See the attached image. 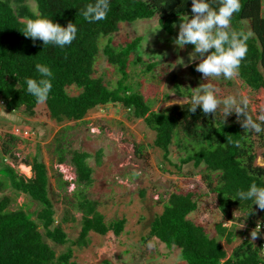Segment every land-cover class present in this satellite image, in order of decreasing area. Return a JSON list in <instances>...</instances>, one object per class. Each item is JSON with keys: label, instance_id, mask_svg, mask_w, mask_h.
<instances>
[{"label": "trees", "instance_id": "trees-1", "mask_svg": "<svg viewBox=\"0 0 264 264\" xmlns=\"http://www.w3.org/2000/svg\"><path fill=\"white\" fill-rule=\"evenodd\" d=\"M34 1L37 5L36 14L30 8L16 10L9 1L0 0L2 108L8 113L23 112L26 116L36 114L37 107L42 104H37L35 98L26 91L25 83L26 77H37L36 63L47 64L53 72V87L43 105L50 117L58 123L79 122L100 106L120 104L155 132L152 147L160 152L164 170L171 166L180 174L182 165L192 163L195 168L204 165L207 171L206 191L202 193L199 188L173 191L161 213L154 215L151 220L149 235L144 241L156 238L169 250L179 249L186 264H264V239L261 233L256 241L243 239V235L240 243H234L238 240V225L246 226L245 230L248 231L254 230L259 222H264V210L259 209L261 218L258 221L255 214L257 205L252 201L232 199L237 190H247L253 182L264 186V166L257 164L258 154L252 141L257 138L263 150L264 133L246 132L238 117L231 121L221 120L219 111L205 115L197 108L192 113L188 110L191 102L175 106L173 113L152 111L144 96L133 91L128 84V65L131 56L140 47L141 37L126 41L118 49L108 45L103 50L108 63L121 74L116 87L96 76L95 64L102 37L117 33L121 23L154 17L158 18L160 28L173 36L176 26L182 23L181 18H192V0H110L107 18L91 23L83 18L81 10L94 0ZM262 6V0H241V9L234 13L231 27L252 33L247 42V55L241 62L237 76L250 93L252 118L264 128V121L258 119L264 115ZM38 16H46L62 26H67L69 22L75 23L78 28L77 38L63 49L54 45L45 46L39 39L34 42L26 38L21 31L26 24L22 19H35ZM133 62L136 65L142 63V60L137 58ZM155 67L156 64L152 63L147 71ZM74 89L77 93L71 95ZM177 91L178 95L181 94L179 88ZM188 95L191 99V94ZM178 131H182L196 145L194 153L188 152L187 147L184 149L188 154L179 165L170 159V147L176 143V139L179 145ZM16 139L15 135H10L9 142L4 144L1 151L0 264H76L73 262L75 252L88 247L92 233L104 237L112 232L119 237L124 232L125 219L108 223L99 212L98 203L82 195L77 203L82 212L79 222L81 229L78 238L70 239L65 229L70 219L66 216L60 223L56 220L57 212L50 197L48 169L39 156L31 164L33 177L29 179L5 164L7 156L16 159L10 149V143L12 145ZM144 152L140 150V154ZM101 153L93 155L85 151H72L71 163L77 172L79 184L90 186L93 183L94 170L90 160L95 157L99 159ZM262 156L264 158V151ZM59 162H65V158L60 156ZM211 174H217L215 183ZM6 181L16 193H23L40 204L41 210L36 213V220L24 209L9 210L11 198L4 195ZM204 197L212 199L224 223L231 221L230 228L224 226L223 221L211 228L210 225L191 220L190 215L198 211ZM233 211L246 213L247 217L236 218ZM72 221L76 222L74 218ZM222 239L228 245L235 244L231 253L221 242ZM47 240L56 246H67L66 251L58 255Z\"/></svg>", "mask_w": 264, "mask_h": 264}, {"label": "rangeland", "instance_id": "rangeland-1", "mask_svg": "<svg viewBox=\"0 0 264 264\" xmlns=\"http://www.w3.org/2000/svg\"><path fill=\"white\" fill-rule=\"evenodd\" d=\"M6 1H9L16 10L30 8L33 14L37 13L34 0ZM262 5L264 17V0ZM22 21L27 22L28 19ZM178 33L179 25L176 26L175 35L165 33L160 28L157 17L121 23L117 33L100 39V53L95 64L96 76L102 77L111 86L116 87L121 74L116 67L108 63L103 50L108 45L118 49L126 41L141 37L140 47L133 53L128 65V84L133 91H138L144 96L152 111L173 113L175 106L191 102L188 94L202 84H210L220 99L228 95L237 98L246 95L250 101V93L237 75L231 80H225L223 77L205 80L203 74L195 70L199 61L189 63V53L194 50V45L188 44L179 49L173 43ZM137 58H140L142 63L135 65L133 61ZM180 58H183L187 67L177 63ZM152 63H155L156 67L152 71H147V67ZM177 88L181 93L179 95ZM76 93L75 89L71 91V95ZM251 106L250 101L248 112L252 116ZM222 107L223 105H220L217 112L219 111V119L225 120ZM235 119H237L235 113L226 118L228 121ZM10 135L17 137L12 145L10 143V149L16 159L7 156L5 164L28 177L32 174L29 166L34 158L39 156L48 169L51 182L50 197L57 212L56 220L60 223L66 216L70 219L65 225L70 239L78 238L81 229L79 222L82 212L79 211L77 203L82 195L98 203L97 208L108 223L118 219L126 220L124 232L119 237L112 232L104 237L92 233L88 247L76 251L73 262L186 264L179 249L169 250L156 238L147 241L144 239L149 235V225L154 215L161 213L173 191L191 188H199L202 193L206 191L207 171L204 165L195 168L192 163L182 165L180 174L171 166L164 170L160 152L152 147L156 134L147 128L143 120L134 118L131 112L120 104L100 106L90 111L82 121L63 123L53 120L43 104L37 107L34 116H26L23 112L8 113L0 105V167L1 151L4 144L9 142ZM178 138L179 145L176 139V143L170 147V159L179 165L182 158L188 154L184 149L187 147L188 152L194 153L196 145L182 131H178ZM252 141L258 154L257 164L264 166L262 156L264 149L260 148L257 138H253ZM58 148L64 150V154ZM76 150L93 155L102 152L99 159L95 157L90 160L94 170L93 183L90 186L81 185L77 181V172L71 163V153ZM140 150L145 152L140 154ZM60 156L65 158V162H59ZM210 176L215 183L217 174ZM6 185L4 195L11 198L9 210L24 209L36 220V213L41 210L40 204L23 193H16L8 181ZM255 214L259 221L261 218L259 207H256ZM233 216L247 217L246 213L240 211H233ZM72 218L76 222H73ZM190 218L210 225L211 228L220 221L224 223L210 197L203 198L198 211L191 214ZM231 224V221H225L224 226L230 228ZM243 235H245L243 239L251 238V231L244 229L243 232H238L236 236L238 240L234 243H240ZM47 242L58 255L67 249V246H56L49 240ZM221 242L231 253L235 244L228 245L223 239Z\"/></svg>", "mask_w": 264, "mask_h": 264}, {"label": "clouds", "instance_id": "clouds-1", "mask_svg": "<svg viewBox=\"0 0 264 264\" xmlns=\"http://www.w3.org/2000/svg\"><path fill=\"white\" fill-rule=\"evenodd\" d=\"M214 4L216 6H213ZM240 9L241 0H192V18L189 19L188 16L181 18L178 37L173 43L179 49L188 44L194 45V50L189 53V63L199 61L195 70L202 73L205 80L219 77L225 80L233 79L247 55V42L252 33L231 27V19ZM109 11L110 0H94L81 10V14L91 23L105 20ZM21 31L26 38H31L34 42L39 39L45 46L54 45L63 49L77 38L78 28L72 22L62 26L46 16H38L29 19ZM177 63L184 67L188 66L183 58L178 59ZM35 72L38 74L37 77L25 78L26 91L35 98L37 104H43L48 100L53 87V72L43 63L35 64ZM249 104L246 95L239 98L228 95L220 99L210 84H202L192 89L188 110L195 113L197 108H200L205 115L216 114L218 107L223 105L221 111L225 120L235 113L246 132H264L261 124L249 115ZM258 119L264 121V115H260ZM232 199L252 201L260 210H264V186H258L253 182L247 190H237ZM260 232L261 225L258 223L251 231L252 240H255Z\"/></svg>", "mask_w": 264, "mask_h": 264}, {"label": "built area", "instance_id": "built-area-1", "mask_svg": "<svg viewBox=\"0 0 264 264\" xmlns=\"http://www.w3.org/2000/svg\"><path fill=\"white\" fill-rule=\"evenodd\" d=\"M259 224L261 225V232L260 233H261L262 238L264 239V222H259ZM256 226H255V228H256Z\"/></svg>", "mask_w": 264, "mask_h": 264}, {"label": "crops", "instance_id": "crops-1", "mask_svg": "<svg viewBox=\"0 0 264 264\" xmlns=\"http://www.w3.org/2000/svg\"><path fill=\"white\" fill-rule=\"evenodd\" d=\"M14 114V113H13ZM239 228L237 229L238 230V232H242L244 229H245V227L246 226H244V227H242V225H240V226H238ZM242 227V228H241ZM252 231V230H251ZM257 238H258V236H257Z\"/></svg>", "mask_w": 264, "mask_h": 264}, {"label": "water", "instance_id": "water-1", "mask_svg": "<svg viewBox=\"0 0 264 264\" xmlns=\"http://www.w3.org/2000/svg\"><path fill=\"white\" fill-rule=\"evenodd\" d=\"M259 166H260V165H259ZM29 167H30V170H31V173H32V174H31V176H28V177H29V178H32V177H33L32 166H29ZM25 177H26V176H25ZM28 177H27V178H28ZM29 178H28V179H29Z\"/></svg>", "mask_w": 264, "mask_h": 264}]
</instances>
